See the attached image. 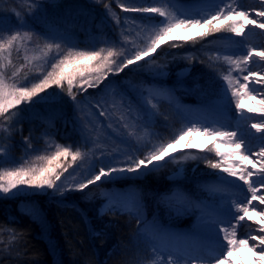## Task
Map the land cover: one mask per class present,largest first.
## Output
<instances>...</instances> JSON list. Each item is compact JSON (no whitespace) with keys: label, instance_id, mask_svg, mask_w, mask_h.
Returning <instances> with one entry per match:
<instances>
[{"label":"rangeland","instance_id":"rangeland-1","mask_svg":"<svg viewBox=\"0 0 264 264\" xmlns=\"http://www.w3.org/2000/svg\"><path fill=\"white\" fill-rule=\"evenodd\" d=\"M24 7L23 15H30L29 12L37 13L39 7L37 3L31 0H17ZM44 1V0H42ZM47 1V0H45ZM61 0H52L55 5ZM97 1L104 0H87ZM107 1V0H105ZM115 4L117 10L120 11V17L116 24L119 26L117 31V40L114 41L123 46L128 47L123 53V59L132 58L137 51L145 50L150 47L152 41L157 35L161 34L163 29L169 24H175L180 19H207L210 18L221 8L224 9L225 15L228 14V0L223 3L220 0H108ZM123 5V7H122ZM231 7L237 6L236 3H231ZM158 7L160 13H144L136 11H127L132 7ZM21 7V6H20ZM22 9V10H23ZM14 17L18 21H23L22 13L14 11ZM16 19V21H17ZM146 19V20H145ZM17 21V22H18ZM146 21V23H143ZM223 18L219 21H214L213 27L216 24H221V34L218 35V41L213 45L212 50H219V53L212 58L213 66L216 68V82L205 86L206 91L202 92L203 88L197 86L190 89L186 83V76L190 72V68H184L179 71L165 70L163 65H158L157 59L160 51L165 45L173 44L174 42H183V37L188 36L193 39L201 36L206 29L201 26L196 27H177L170 35L165 36L163 41H160L158 50L151 58H144L136 64L130 65L122 72L130 70L135 72L137 69L135 81L129 83L130 76L119 80L115 78L118 75L108 74L97 81V87H91L97 92L94 98L89 97L87 91L76 96L74 102L66 92L63 94L58 91L52 94L50 88L42 94L34 97L30 103H25L20 106H37L36 104H44L45 107H50L58 104L65 98V102H69L73 106V111L76 113V120L79 122L78 127L84 130L86 141L90 142L92 151L100 150L103 153L97 160H92L88 169L90 175L96 174L101 167H108L112 164L113 158L117 160L127 159V156L135 154L139 158L141 154L148 155L154 149L167 144L175 139L189 127H194L193 134L185 137L182 140L183 146L181 150L169 157L163 164L154 168L155 171L161 167H165L171 162L169 168H176V171L167 178L165 187L159 192H150L147 196V203L144 201L146 193L136 186L134 181L142 180L146 176L137 178H128L120 176L124 172H117L109 177H105L102 181L94 185H90L83 191L74 190L73 193L85 194L91 187H101L103 203L100 207V213H105L112 208H120L127 210L135 216L138 221V228L133 236V239L140 244L148 247V261L145 264H161L162 259L166 258L168 253H173L177 264H184L187 260L185 256L183 244L188 242V238L182 235L183 233H196V237L200 242V251L193 253V256H200L202 261L208 258V254L217 255L220 251L219 242H209L208 237L204 232H199L202 227L201 222H206L214 226L213 234L220 241L223 233L217 231L216 223L223 221L224 227L229 229V234L232 232L233 216L238 213L237 206L243 202V198L248 192L246 185L242 183H234L229 185V175L223 170L213 169L212 173L194 175L193 170L187 174L186 167L196 160L195 153L206 150L207 154L212 155V163L220 162L223 168L229 166L224 164L227 154L222 149V143L218 140L210 141L207 136L201 135L195 131L196 128L203 130L204 127L209 128L211 119L232 118L234 122L238 120L234 112L229 111V114L220 113V109H227L228 105L223 103L224 99L231 102L229 95L232 86L231 81L236 78V70L234 63L238 58L236 48H240L241 40L238 35H235L227 30V23ZM20 25H18L19 28ZM180 33H176L177 30ZM5 32H8L6 30ZM7 37V34H5ZM23 39H17L13 42L11 48L0 52V70L6 72L5 87L6 90H11L16 87H29L28 80L23 79L20 75V69L12 67V57L17 52L19 56L28 57L31 61H49L47 71L42 73L44 76L53 71V66L58 64L61 59L68 56L71 57L81 50L69 48L63 55L56 52H51L54 48L40 49L38 40L31 41L28 36L21 34ZM206 36V35H204ZM10 38V37H9ZM55 38V42L57 41ZM8 39H0V43ZM54 40L48 39L47 42ZM66 41V40H65ZM94 45L97 43L101 55L108 54L114 49L112 40L108 38L95 37ZM126 44V45H125ZM61 54V55H60ZM58 56H63L60 58ZM107 57V56H106ZM144 63L146 65L144 69ZM81 64H88L96 69L95 61L81 59L79 63L73 62L67 65L64 73H72L79 68ZM101 70V68L99 69ZM149 71L147 74L143 73ZM13 72L15 75H13ZM223 72V73H222ZM143 73V74H142ZM220 78V79H218ZM78 79V76L77 78ZM34 84V83H29ZM75 84V82H74ZM81 87V86H80ZM79 87V88H80ZM227 87V88H226ZM30 88V87H29ZM64 98L61 99V94ZM226 94V95H225ZM214 98V99H213ZM145 100L150 101L149 105L145 104ZM191 100V101H187ZM97 105L100 107L97 108ZM19 107V106H18ZM14 109H10L9 113ZM104 111L105 115H100ZM166 132H160L163 128ZM238 132L242 129L237 130ZM166 133V134H165ZM93 141H89V138ZM247 137L245 136V140ZM95 142V143H94ZM214 144L220 145V152L225 153L224 157L217 155V150ZM186 145H207V147H186ZM0 149H3L0 146ZM4 157V150L0 152V158ZM178 163L183 166H179ZM233 163V162H232ZM115 166V165H112ZM15 168L9 169V171ZM5 171V167H0V173ZM150 171V172H151ZM89 175V176H90ZM209 176L206 180L201 178ZM199 178L198 184L203 187L202 194H205L210 202L206 199H197L184 187L183 183L186 178ZM124 185H117L124 182ZM7 180H2L0 183H6ZM25 185H20L12 192L18 193L24 190ZM2 193V191H0ZM4 194V193H3ZM59 195L58 197H63ZM153 196V197H152ZM160 200L162 208L160 209L155 200ZM149 207L151 212H149ZM162 230H167L176 235L167 237ZM239 230L235 232V238L238 239ZM160 249L159 254L152 252V247ZM180 250V252H174Z\"/></svg>","mask_w":264,"mask_h":264},{"label":"trees","instance_id":"trees-1","mask_svg":"<svg viewBox=\"0 0 264 264\" xmlns=\"http://www.w3.org/2000/svg\"><path fill=\"white\" fill-rule=\"evenodd\" d=\"M31 1L37 3L39 11L36 14L29 12L30 15L24 16L25 8L17 0H0V28H4V31H0V39H9L19 31L31 41L38 40L41 50L49 51L53 47L51 52L58 50L63 55L69 48L81 52H98L100 50L97 43L94 45V38H108L114 44V49L111 50L113 56L107 57L111 62L110 66L121 65L126 60L123 59V53L127 51V45L114 42L118 41L119 26L116 22L120 11L113 2L61 0L55 5L52 0ZM14 11L22 13V19L26 21L24 28H18V19L12 14ZM207 31L209 34L206 36L165 45L157 59L158 65H163L165 70L176 72L190 68L186 83L190 89L201 86L202 92L206 91L205 86L210 82H216L218 71L213 66L212 58L219 50H212V47L218 41L221 31ZM56 37L58 39L55 42ZM48 39L54 41L47 42ZM57 44L60 45L59 48L56 47ZM19 55L17 52L13 55L12 67L20 69L19 76L29 83H39L42 73L47 71L49 61L35 62ZM102 56L106 57L107 54ZM145 67L146 65L144 69ZM92 69L90 81L95 80L96 76L102 78V74L108 72L107 68L98 71L93 67ZM148 72L143 71L146 74ZM136 75L137 69L135 72L128 70L115 78L122 80L130 76L128 82L131 83L139 77ZM74 82L72 90L76 92L82 82L79 77ZM29 83V87L34 85ZM88 89L89 97L97 96V92L91 87ZM49 91L52 94L58 91L65 94L68 92L67 80L63 81L62 87L50 88ZM36 105L17 107L9 113L11 119L8 121L0 117V146L4 150L0 167H5V170L19 167L40 168L48 164L49 157L63 148H68L69 154L53 161L55 170L63 172L55 187L37 188L25 185L24 190L18 193H0V264H145L149 259L148 247L133 239L138 228V221L133 213L112 208L101 214L99 209L104 198L101 187H91L81 195H67L74 192L76 184L91 178L88 165L101 155L100 150L92 151V143L86 141L84 130L78 127L73 106L65 102V98L50 107ZM160 132H166L164 127ZM25 136H30L31 147L25 142ZM90 140L93 141L91 137ZM76 153L79 155L73 160ZM195 158L186 167L187 174L190 170L194 171V175L212 173L208 163L213 160L211 154H207L205 150L195 153ZM170 164L171 162L149 172L142 180L132 182L146 193L144 201L147 206L148 194L159 192L165 187L167 178L176 171V168H169ZM178 165L183 166L180 163ZM206 176L201 179L209 178ZM201 179L186 178L182 183L191 196L209 200L201 192L203 187L197 183ZM126 183L131 182L117 185ZM64 194L65 196L58 197ZM155 201L161 209L160 200ZM150 209L149 207V212Z\"/></svg>","mask_w":264,"mask_h":264},{"label":"snow or ice","instance_id":"snow-or-ice-1","mask_svg":"<svg viewBox=\"0 0 264 264\" xmlns=\"http://www.w3.org/2000/svg\"><path fill=\"white\" fill-rule=\"evenodd\" d=\"M221 3L224 0H220ZM262 5L261 8H250L247 11L242 10V7L238 6L239 10L232 9L231 5H226L228 8V14L225 15L224 9L221 8L220 11L216 13V15L207 18V19H180L175 24H169L166 26L162 33L157 35L156 39L152 41L150 47L146 48L142 51H137L133 54L132 58L126 59L122 62L121 65H117L115 67H111L108 58L112 57L113 52L109 51L107 57L102 56L101 52H77L71 57H64L59 61L58 64L53 66V71L43 79L39 81V83L34 84L32 87H16L11 90H6L5 87V78L6 72L0 70V117H2L5 121L11 119V115L9 114L10 109H16L18 106L30 103L34 97H37L38 94L45 93L49 88H54L57 86H63V81L67 80L68 93L72 100L76 101V96L78 93L82 94L87 91V87H97L98 84L96 81L100 80V76H96L95 80L90 81L89 77L92 75V67L88 64H81L79 68L75 69L72 73H68L65 75L63 69L73 63H79L81 59L88 61L96 62V70L98 71L100 68H107L108 72L103 73L105 77L108 74L118 75L125 68H128L130 65L136 64L137 62L143 60L145 57H148L150 53H154L159 47V42L164 40L165 36L170 35L172 31L177 27H196L201 26L206 31L201 33V36L208 35L210 30L211 33H217L222 30L221 24H216L213 27L214 21H219L223 18L224 21H230L227 23V30L235 35L242 36L246 29H260L264 30V0H259ZM123 7V5H122ZM127 11H136V12H144V13H160L161 9L158 7H132L126 9ZM255 17V18H252ZM26 21H18L19 27L24 28V24ZM0 31H4V28H0ZM11 31V30H9ZM17 39H23L21 33L19 31L15 32V34L11 35L10 38L2 43H0V52L5 51V49L11 48L13 42L17 41ZM193 39L192 37L185 36L183 37L184 41H188ZM52 47V45H49ZM57 48L60 45H56ZM257 60L260 64H264V49H256L252 47H248L245 54L242 58L234 61L237 65L240 64H248L253 60ZM13 75L15 73L13 72ZM77 76L82 82L81 87L77 89L76 92H73V84L76 80ZM243 92L240 87L234 88L231 92V97L236 98L235 109L238 117H242L246 115L245 109H247V113L254 114L260 122H253L250 124L249 133L250 135L259 134L257 137L259 140V150L256 152L252 151L250 145L246 143L245 133L238 131H223V130H215L208 127H204L203 130L196 128L195 131L200 132L201 135L207 136L210 141H217L218 139L227 138L229 143V148L231 151L227 153L229 157L228 160H225L224 163L229 164L228 167L223 168L220 162L212 163L209 161V165L216 170H223L229 176L234 178V182L240 183L243 182V185H246L247 190H249L250 198L246 199V204L241 203L238 208L243 212V215H239L238 217L234 215L233 217L236 219V224H239L240 221H244L245 217L249 220L252 218L248 216V205H251L253 209L264 205V194L258 195L262 190H264V99L259 101V106L249 107L244 103L242 97L246 96L252 100H255L257 96L264 97V72L261 71H247V75H243ZM86 85L87 87H84ZM227 88V87H226ZM145 104L149 105L150 101L145 100ZM100 106L97 105V108ZM100 115H105L104 111L100 112ZM254 130V131H252ZM194 127H189L185 132L171 140L167 144H164L153 151H151L148 155H143L139 158L135 157V154L127 156V159L117 160L113 158L112 164L108 167L99 168L98 173L93 174L91 178L86 179L84 182L78 183L75 185V190L83 191L88 188L90 185H94L97 182L102 181L105 177H109L117 172H129V173H137L143 171L145 169L153 170L155 167L159 166L161 162L165 161L166 158H169L171 154L168 149L172 148L180 139H184L185 137H189L193 134ZM24 140L29 147L30 144V136H25ZM207 147V145H186V147ZM217 150V155L224 157L226 154L220 152V145H213ZM3 149H0L2 152ZM249 153V154H243ZM69 154L68 148H63L60 151H57L55 155L49 157V162L44 167L40 168H24L19 167L14 170H5L3 173H0V181L7 180L6 183H0V191L4 194H9L13 189H16L20 185H27L37 188H43L45 186L49 188H53L56 186V182L60 180L63 172H57L53 167V161L58 160L61 156H66ZM79 153L73 155L72 159L75 160L76 156ZM103 155V153H101ZM239 155V165H243L245 162L248 165H251V168L243 167L242 170L237 171L239 165L231 162V156ZM251 156H255L256 160L251 159ZM115 165V166H112ZM67 169H64L66 171ZM253 201H258L257 204H253ZM261 216V220L259 223L264 225V211L258 213ZM224 222H218L217 231L223 233L221 240V248L219 253L211 257L214 261V264H237L236 261L233 260V255L238 251L241 247L249 246V240H252L253 243L251 245V249L253 251L254 259L251 264H264V228H261V235L258 236H249L247 239L237 240L235 239V230L236 224L231 225L232 232L229 234V229L223 226ZM163 234L167 237H172L176 234L171 233L167 230H162ZM187 238H191L196 235V233H183ZM258 242V243H257ZM160 249L153 246L152 252L154 254H159ZM203 260L200 256L189 255L187 257L186 264H201ZM161 264H177L176 258L173 253H168L166 258L162 259ZM247 264V262H245Z\"/></svg>","mask_w":264,"mask_h":264},{"label":"bare ground","instance_id":"bare-ground-1","mask_svg":"<svg viewBox=\"0 0 264 264\" xmlns=\"http://www.w3.org/2000/svg\"><path fill=\"white\" fill-rule=\"evenodd\" d=\"M231 3H236L238 4L237 6L231 7L232 9H238V6L242 7V10L247 11L250 8H261L262 5L260 4L259 0H228ZM229 4V5H230ZM255 18V17H252ZM176 33H180V30L178 29L176 31ZM238 37L241 40V46L240 48H236V52L238 58H242L243 55L245 54L247 48L250 46L252 48H256V49H264V30H260L258 28L256 29H246L244 34L242 36L238 35ZM160 46V43H159ZM158 50V48H157ZM156 50V51H157ZM150 53L148 57L146 58H151L155 53ZM234 69L236 70V78L235 80L231 81L230 84L232 86V90L234 88L240 87L241 91L243 92V75H247V71H261L264 72V64H260L257 60H253L251 62H249L248 64H240V65H236L234 67ZM231 90V92H232ZM231 92H230V96H231ZM226 95V94H225ZM243 101L245 104H247L249 107H253L259 106V101L261 99H264V97H260L257 96V98L255 100L250 99L249 97L243 96L242 97ZM223 103L225 105H228L227 109L223 108L220 109L219 112L221 113H225V114H229V111L234 112L235 117L238 118V120L236 122H234V120L232 118H224V119H211L210 124H209V128L212 129L213 131L215 130H223V131H237L239 129H242V131L245 133V136L247 137L246 139V143L248 145L251 146L252 151L256 152L259 150V147L261 146L259 144V140H258V136L259 134L256 135H250L249 133V128H250V124L253 122H260L258 120V118L251 113H247V109H245V113L246 115L242 116V117H238L237 113H236V109H235V104H236V98L235 97H231V102L230 104H228V101L226 99H224ZM254 131V130H252ZM218 141L220 143H222V149L223 151L227 154L231 151V149L229 148V143L230 141L227 138L224 139H218ZM183 141L182 140H178V142L172 147L169 148L168 151L171 154V156L173 154L178 153L181 150V147L183 146ZM243 154H249V153H243ZM250 155V154H249ZM170 156V157H171ZM168 158L165 159V161ZM229 157L227 156L225 160H228ZM231 162H233L234 164L239 165V155H233L231 156ZM251 159L256 160L255 156H251ZM165 161L161 162V164H163ZM227 164V163H224ZM159 165V166H160ZM248 167L251 168V165H248L246 162L243 165H239V167L237 168V171H240L243 169V167ZM158 167V166H157ZM156 168V167H155ZM151 170L145 169L143 171L137 172V173H129V172H124L122 173L123 177H128V178H137V177H143L146 176ZM229 185H232L236 182H234V178H232L231 176H229ZM242 183V182H240ZM237 184V183H236ZM260 194H264V190H262L260 193H258V195ZM250 198V193L249 190L246 193V196L243 198V202L246 204V199ZM258 201H253V204H257ZM248 216H250L252 219L249 220L247 217H245L244 221H240L239 224H236V219L233 217V224H236V231L239 230V235H238V241L241 239H247L250 235L251 236H258L261 235V228H264V225H261L259 223V221L261 220V216L258 214L261 211H264V205H261L260 207H257L255 209H253V207L251 205H248ZM237 210L238 213L236 214V216L238 217L239 215H243V212L239 210L238 206H237ZM202 227H200L199 232H204V235L206 237H208V243L210 242H219L220 246H221V241L219 239H217L215 237V235L213 234L212 230L215 228L214 226H212L209 223L206 222H201ZM227 228V227H226ZM197 235L188 238V242L183 244V247L185 248L184 251L186 252L185 256L188 257L189 255H192L193 253H198V251H200V242L198 239V237H196ZM253 241L249 240V246L246 247H241L238 249L237 252L234 253L233 255V260L237 262V264H245V262H247V264H251V262L254 259V255H253V251L251 249V245H252ZM258 243V242H257ZM174 252H180V250H175ZM216 256V255H215ZM211 257H214V255H210L208 254V258L205 259L204 261H201V264H214V261L211 259ZM187 260H184L183 263L186 264Z\"/></svg>","mask_w":264,"mask_h":264}]
</instances>
